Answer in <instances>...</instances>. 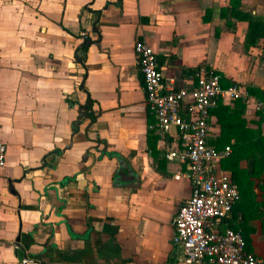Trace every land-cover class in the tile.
Returning a JSON list of instances; mask_svg holds the SVG:
<instances>
[{
    "label": "crops",
    "instance_id": "obj_1",
    "mask_svg": "<svg viewBox=\"0 0 264 264\" xmlns=\"http://www.w3.org/2000/svg\"><path fill=\"white\" fill-rule=\"evenodd\" d=\"M241 2L245 13L264 20V0ZM230 5L0 0V142L7 146L0 170V264L182 259L172 221L192 188L182 177L185 165L165 159L178 135L172 129L161 137L155 128L134 53L138 40L157 54L167 85L190 88L188 75L205 66L225 88L237 85L247 93L218 105L239 114L242 153L250 157L226 158L220 167L241 193L229 224L264 262V166L251 158L258 132L264 137V113L257 110L264 101L249 91L264 92V40L247 43L249 23L230 11L222 16ZM214 109L209 143L216 148L223 113ZM237 134L230 131L225 147L236 145Z\"/></svg>",
    "mask_w": 264,
    "mask_h": 264
},
{
    "label": "built area",
    "instance_id": "obj_2",
    "mask_svg": "<svg viewBox=\"0 0 264 264\" xmlns=\"http://www.w3.org/2000/svg\"><path fill=\"white\" fill-rule=\"evenodd\" d=\"M134 53L142 74L146 104L161 137L174 129L178 143L165 153L168 161L185 165L182 177L191 184V196L173 218V245L181 250L178 264H264L246 250L241 230L226 226L241 193L231 175L220 167L230 146L217 150L209 143L211 111L221 98H244L239 86L225 88L222 78L205 66L188 75L190 88L165 83L157 54L138 40ZM257 110L264 113V103ZM7 146L0 142V170L6 165Z\"/></svg>",
    "mask_w": 264,
    "mask_h": 264
},
{
    "label": "trees",
    "instance_id": "obj_3",
    "mask_svg": "<svg viewBox=\"0 0 264 264\" xmlns=\"http://www.w3.org/2000/svg\"><path fill=\"white\" fill-rule=\"evenodd\" d=\"M230 10H222V16H225L228 11H230V14L232 17H235L237 19H244L249 23V32L247 35V43L249 44H255V40L262 39L264 40V20L260 17L254 16L251 13H245L242 10V2L241 0H230ZM222 79V85L225 87L226 85L223 83ZM250 93H255L264 101V92L263 91H257L253 88L249 89ZM223 107L221 105H218L214 112L216 111L217 115L223 113V118L220 117L221 126H222V137L219 138L218 142L215 144L216 148L225 147V144L227 142V139H231L230 131L235 130L236 132H239V134L234 135L236 137V145H230L231 148H233L232 153L226 161H238L240 158H243L244 156L250 157L249 155H245L242 153L243 147L240 145L243 142L240 138L245 136L244 134V125L240 121H236V118L239 117V114L236 112H231L229 109L226 108V110L222 109ZM263 113V112H262ZM233 114H235L233 116ZM229 117H232L231 119ZM244 123V122H243ZM260 124L264 125V114H262V119L260 121ZM243 126V127H242ZM261 129V128H260ZM244 130V131H243ZM248 133V132H247ZM248 135V134H247ZM250 138V137H249ZM246 140V139H245ZM254 146L253 151L251 153V158H253L256 162H260L259 165L264 166V137L261 134V131L258 132V137L255 140L254 143H252ZM241 152V153H240ZM264 168V167H263ZM233 181H236L235 178H233ZM262 190L264 191V183L261 185ZM226 226L231 227L229 224V221L227 220ZM233 228V227H232Z\"/></svg>",
    "mask_w": 264,
    "mask_h": 264
},
{
    "label": "water",
    "instance_id": "obj_4",
    "mask_svg": "<svg viewBox=\"0 0 264 264\" xmlns=\"http://www.w3.org/2000/svg\"><path fill=\"white\" fill-rule=\"evenodd\" d=\"M77 58L80 60V58L78 57V55H77ZM89 106H90V103L87 102V105L85 107H83V109L81 110V113L85 114ZM75 128H77V126H75ZM24 264H27V261H25Z\"/></svg>",
    "mask_w": 264,
    "mask_h": 264
}]
</instances>
